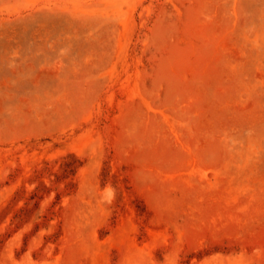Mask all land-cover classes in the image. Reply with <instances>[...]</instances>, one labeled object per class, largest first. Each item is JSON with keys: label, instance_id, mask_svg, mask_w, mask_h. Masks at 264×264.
Returning <instances> with one entry per match:
<instances>
[{"label": "rangeland", "instance_id": "rangeland-1", "mask_svg": "<svg viewBox=\"0 0 264 264\" xmlns=\"http://www.w3.org/2000/svg\"><path fill=\"white\" fill-rule=\"evenodd\" d=\"M0 264H264V0H0Z\"/></svg>", "mask_w": 264, "mask_h": 264}]
</instances>
